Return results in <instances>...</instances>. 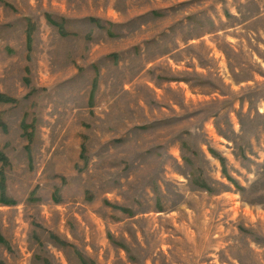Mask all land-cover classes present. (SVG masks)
<instances>
[{"label": "rangeland", "instance_id": "1", "mask_svg": "<svg viewBox=\"0 0 264 264\" xmlns=\"http://www.w3.org/2000/svg\"><path fill=\"white\" fill-rule=\"evenodd\" d=\"M0 264H264V0H0Z\"/></svg>", "mask_w": 264, "mask_h": 264}]
</instances>
